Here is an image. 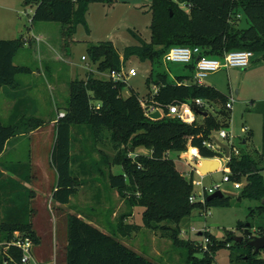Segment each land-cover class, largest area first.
Listing matches in <instances>:
<instances>
[{
  "label": "trees",
  "instance_id": "16d2710c",
  "mask_svg": "<svg viewBox=\"0 0 264 264\" xmlns=\"http://www.w3.org/2000/svg\"><path fill=\"white\" fill-rule=\"evenodd\" d=\"M115 1L26 0L25 5L34 6L33 25L58 23L67 27L63 35L72 37L80 24L89 29L87 16L92 3L111 5ZM150 9L152 35L149 42L133 31L139 43L124 47L123 52L111 41H100L91 43L87 53L98 71L109 73L120 72L123 63L132 55L152 59L156 67L147 81L157 86L158 91L150 93L146 99H141L133 90L124 96L125 79H101L92 72L85 79L70 81L64 114L55 123L56 135L50 160L57 173V181L52 191V202L70 205L81 187L96 180L106 181L132 209L144 208L142 226L127 224L126 218L130 214L120 215L115 232L122 236L131 235L143 226L159 232L186 251L184 264H215L214 252L234 241L231 264H264L261 254L264 248L255 252L254 247L244 240L236 241L233 231H228L224 241L217 240L208 231L202 232L208 238L204 245L181 237V223L195 209L228 206L231 194L224 193L221 198L205 199L204 202H191L196 170H188L185 162L174 159L170 154L179 155L194 146L202 157L222 156L221 151L210 149L204 141L228 127L231 108L226 106L229 98L222 91L192 82L196 57L191 63L184 64L187 73L175 74L173 78L167 70L158 68L164 54L177 45L197 46L202 56L213 58L242 49L264 58V0H152ZM243 22L247 26H242ZM33 41L31 33L14 39H0V92L3 87L19 88L18 76L33 71L30 66L15 64L18 52L28 44L32 45ZM198 98L203 101L202 105L195 104ZM142 100L146 102V108L162 106V117L154 119L147 116ZM182 102L192 105L198 117L196 122L189 124L169 115L168 105ZM43 122L40 117L25 113H19L11 124H5L0 117V156L10 139L39 127ZM107 141L114 155L104 153L95 158V153L100 152L99 144ZM77 144L80 145L79 151H75ZM140 147L149 153L131 155ZM240 147L238 155L232 152L227 165L231 171L230 178L243 184L237 192L239 198L259 202L250 215L260 217L264 214V165L261 164L264 161V142L260 159ZM111 166H120L122 171L115 173ZM31 168V161L0 163V195L7 189L10 199L0 208L5 209L4 219L0 221V264H25L21 262L22 251L19 248L12 245L5 249L3 244L16 239L15 232L31 237L34 245L41 242L32 220L35 211L29 208V200L37 192L26 187L28 182L32 183ZM22 190L27 194L24 195L25 200L17 202ZM100 190L96 193L97 203ZM13 193L17 198L11 197ZM96 214L84 209L76 210L75 206L66 213L65 240L58 245L56 264H161L100 229L93 222ZM239 227L243 229L246 224ZM251 227L256 235L264 236V221L256 225L250 223ZM198 251L203 253L202 257L196 255Z\"/></svg>",
  "mask_w": 264,
  "mask_h": 264
},
{
  "label": "rangeland",
  "instance_id": "374dc122",
  "mask_svg": "<svg viewBox=\"0 0 264 264\" xmlns=\"http://www.w3.org/2000/svg\"><path fill=\"white\" fill-rule=\"evenodd\" d=\"M25 1L0 0V39H14L22 35L27 36L32 31L38 32L39 37L33 41L32 45L28 44L18 52L15 64L27 65L36 71L35 74L31 72L19 75L18 80L21 83L19 88L33 94L35 104H33V110L28 111L33 116L43 119L44 122L39 127L32 128L14 138L9 143L6 153L0 158V163H29L30 161L32 163L30 171L32 183L28 182L26 187L33 189L35 185L39 191L29 200V208L35 211L32 216L34 228L37 233L39 231L43 236L44 242L34 245L33 257L28 264H38L41 261L42 257L37 255V252L47 256L55 239L57 245L63 244L66 232V213L71 211L73 206L76 210L84 209L87 212L97 213L93 218L97 224H94L149 259L161 262V264H184L186 251L159 232H154L144 226L128 236H122L119 232H115L118 218L125 213L130 214L126 218L127 224L142 226L144 208L135 207L132 209L117 190L107 185L106 181L100 182L99 185L101 188L99 203L96 199L98 191L95 186L81 187L70 205L64 206L52 202V191L57 181V173L50 160L56 135V125L53 120L64 114L69 97V83L76 78L85 79L86 72L90 69L94 70V74L98 78H110L108 71L102 73L91 63L87 53V48L91 43L111 41L120 52H123L124 47L139 43V39L133 31L149 42L152 35V12L150 9L152 0L140 4L133 1H131L133 3H129L125 0H116L111 5L104 4L106 9L94 15L91 21L92 25L88 24V30L83 24L78 25L73 35L75 40L70 43V46L65 45L60 24L39 22L33 25L31 17L34 6L25 5ZM130 4L132 5L130 6ZM83 56L85 60L82 58ZM68 57L70 60L67 62ZM89 63H91L90 68ZM155 67L156 65L150 58L142 59L137 55L130 56L123 63L122 69L124 72H128L129 69L134 68L137 71V76L126 80L124 96H128L130 90L138 94L141 99H146L150 93H154L155 85L149 84L147 78ZM183 67L182 63L167 64L164 59L160 60L158 64L159 70H167L171 76L187 73L188 70ZM49 83L54 88H49ZM202 84L219 89L228 98H235L233 107L230 109L231 118L226 130L230 132L231 140L237 147L241 146L240 149L243 148L244 151L260 159L264 142V58L256 53L250 66L223 68L204 78ZM8 101L9 97L5 92L0 95V116L5 124H11L9 122L13 120H10L12 113L7 108ZM244 140H247V143H244ZM79 148L80 145L77 144L75 151H79ZM99 148L100 152L95 153V158H99L100 154L106 153L113 156L115 153L108 141L99 144ZM147 153H149L147 149L140 147L131 155ZM170 155L183 162L182 154L172 153ZM261 164L264 165V161ZM218 166L220 167L221 163H218ZM191 168L188 163V170ZM110 169L115 173L122 171L120 166H111ZM216 169L217 166L212 170ZM224 175L223 170L203 178L196 175L195 178L197 180L202 178L203 183L207 186L221 184V190L226 194H231L230 205L209 207L207 208L208 214L204 209H195L192 215L181 223V237L184 239H191L204 245L207 237L202 232L208 231L217 240L224 241L228 237V231H233L234 236L243 234L245 228L240 229L241 223L256 225L258 222L264 221V214L255 218L250 215L251 210L256 209L259 202L249 198H239L238 189H235L231 182L223 181ZM195 189L200 191L199 186H196ZM7 192L5 189L4 193L0 195V208L7 204V200H10ZM20 193L21 196L17 202H23L24 195H27L23 190ZM13 196L17 198L16 193L11 195L12 198ZM0 210V221H2L5 209ZM250 230L252 234L256 235L253 227ZM234 245L235 242L232 241L228 245L219 247L214 252V263L231 264L230 255L234 251L232 247ZM261 254L264 256V251ZM196 255L202 257L203 253L198 251Z\"/></svg>",
  "mask_w": 264,
  "mask_h": 264
},
{
  "label": "built area",
  "instance_id": "2783aa9c",
  "mask_svg": "<svg viewBox=\"0 0 264 264\" xmlns=\"http://www.w3.org/2000/svg\"><path fill=\"white\" fill-rule=\"evenodd\" d=\"M201 49L197 46L191 47V46H182L177 45L171 47L163 56V59L166 63H182V64H189L191 63L194 58L196 57V65H195V71H194V81H196L199 84H202L203 79L209 76L212 73L218 72L219 70L223 68H231V67H241L246 68L251 65L255 53L251 50H235L227 52L223 57L220 58H213L209 56H202ZM85 58V57H84ZM137 76V71L134 68H131L128 70V72H124L123 69H121L120 72H112L110 73V77L114 79H121V80H127L129 77H135ZM158 91V87L155 86L154 93ZM235 102L234 97H230L229 101L227 102L226 106L228 108H232L233 104ZM142 104L145 107V114L147 116H150L155 111H160L163 115V107L162 106H156V105H150L146 108V102L142 100ZM196 105H202L203 101L201 99L195 100ZM169 115L175 116L180 118L186 123L192 124L196 122L198 119L195 111L193 110V107L188 102H182V103H173L168 105ZM63 114H61L62 116ZM214 137L218 138L219 140H227L228 142L222 141L230 146L231 149V155L232 152L235 154H239L240 150L237 147V145L234 144V141L231 140L232 136L230 132H228L226 129H221L217 132H215L211 139L205 140L204 145L209 147L212 150L215 151H221L222 156H215L212 158H217L221 161V168L220 170H223L225 172V175L223 177L224 182H231L233 184V187L235 189H241L243 184L239 181H232L230 178V169L228 168V162L230 158L225 157V151L219 147V145L215 142ZM182 154L185 162L188 163L186 156L189 157L192 161L200 163L203 158L200 156L199 149L194 146H190L189 149L185 152L180 153ZM185 154V156H184ZM197 172V171H196ZM198 173V172H197ZM199 174V173H198ZM200 175V174H199ZM200 177H204L203 175H200ZM194 180V185L200 187V191H196L191 195L190 201H205V199L212 193L216 192L217 190H221V184H215V185H205L203 183V180ZM206 214H208L207 210L205 211ZM16 239L3 243L5 245V249H8L10 246L14 245L17 248H19L22 251L21 256V262L28 264L32 257H33V246L34 241L29 236H21L19 232H15ZM208 241V238L206 242ZM50 264H56V262H52Z\"/></svg>",
  "mask_w": 264,
  "mask_h": 264
},
{
  "label": "crops",
  "instance_id": "0c3cea01",
  "mask_svg": "<svg viewBox=\"0 0 264 264\" xmlns=\"http://www.w3.org/2000/svg\"><path fill=\"white\" fill-rule=\"evenodd\" d=\"M117 1H120V0H117ZM125 1H127V2H129V3H133V2H138L139 4L140 3H144L145 1H149V0H125ZM131 1H133V2H131ZM132 4H130V6H131ZM106 9V6L104 5V3H100V2H95V3H92L91 5H90V8H89V12H88V16H87V20H88V24L91 26L92 25V23H91V21L93 20V18H94V15L96 14V13H98V12H103L104 10ZM109 12H110V10H109ZM242 26H247V23H245V22H243L242 23ZM67 27L66 26H62L61 25V28H60V31L62 32V35H63V32H64V30L66 29ZM31 34H32V36L34 37V40H36L38 37H39V34H38V32L37 33H34L33 31L31 32ZM63 37H64V41H65V45H68V46H70V43H72L75 39H74V37L72 36V37H70V36H64L63 35ZM66 55H67V53H66ZM68 56V55H67ZM82 58H84V56L82 57ZM67 60V62H68V60H70L69 59V57L66 59ZM84 60H85V58H84ZM253 62V61H252ZM92 63V62H91ZM91 63H89V68L91 67ZM95 65V64H94ZM96 66V68H97V65H95ZM90 72H92L93 74L95 73L94 72V70H92V69H90V71L89 70H87V72H86V77H87V75L90 73ZM36 73V71L35 70H33L32 71V74H35ZM102 73H104V72H102ZM51 75H52V73H51ZM95 75V74H94ZM53 76V75H52ZM110 77V76H109ZM172 78L174 77V75H172L171 76ZM130 78V77H129ZM128 78V79H129ZM192 82H194V80L192 81ZM203 83V82H202ZM21 84V83H20ZM21 86V85H20ZM49 88H54L53 87V85H51V83H49ZM7 88V89H6ZM23 88H17V89H8V87H3L2 89H1V92H0V95L1 94H3L4 92H5V94L9 97V101H8V103H7V108L8 109H10V111H11V115H10V120H12V122H9V123H14L15 122V120L17 119V117H18V115H19V113H25V114H27V116H33V114L32 113H29V111L28 110H33V104H35L34 102H35V98L32 96L33 94L30 92H25L24 90H22ZM1 117V116H0ZM2 118V117H1ZM2 120H3V118H2ZM57 122V119H54L53 120V123H56ZM14 138H16V137H14ZM14 138H12V139H10L9 140V142L7 143V145H6V148H5V150H4V152L1 154V156H0V158L6 153V151H7V147H8V145H9V143L14 139ZM247 143V142H246ZM183 162H185L184 160H183ZM186 164H187V168H188V163L187 162H185ZM216 166H218V164L216 165ZM197 173V172H196ZM5 174H8L7 172H5ZM11 175V174H10ZM197 175H199L198 173H197ZM210 175V174H209ZM200 176V175H199ZM206 176H208V175H206ZM205 176V177H206ZM99 185H100V181H98V180H96L93 184H89V185H85V186H95V188H96V190L98 191L99 190ZM33 189L37 192V194H38V191H39V189L37 188V187H35V185L33 186ZM101 189V188H100ZM72 199H73V197H72ZM71 202H72V200H71ZM94 222V221H93ZM95 223V222H94ZM97 224V223H96ZM38 234L40 235V237H41V243L40 244H43V242H44V240H43V236L40 234V232L38 231ZM54 242V241H53ZM56 242V243H55ZM55 242L53 243V246H52V248L49 250V252L47 253V256H44L43 254H39L38 252H37V255H39L40 257H42L41 258V261H39V263H38V261H36L38 264H40V263H45V264H50V263H52V262H56L57 261V248H58V245H57V241H56V239H55ZM55 247H56V250H55ZM44 256V257H43ZM36 260V259H35Z\"/></svg>",
  "mask_w": 264,
  "mask_h": 264
},
{
  "label": "water",
  "instance_id": "95a60500",
  "mask_svg": "<svg viewBox=\"0 0 264 264\" xmlns=\"http://www.w3.org/2000/svg\"><path fill=\"white\" fill-rule=\"evenodd\" d=\"M207 114V113H205ZM150 117L154 119H158L162 117V113L160 111H155L150 115ZM215 142L219 145L221 149L225 151V157L230 158L231 157V149L230 146L227 145L226 143L222 142L218 138L214 137ZM191 165L192 169L196 170L200 175L206 176L211 173H214L216 171H219L218 169L212 170L213 167H216L218 163H221V161L217 158H203L201 160V164H198L194 161H192L189 157H185ZM224 196V192L222 190H217L216 192L210 194L206 200H212L214 198H221ZM241 226L243 225L242 223L240 224ZM236 241H245L247 242L250 246L254 247L255 252H258L260 249L264 248V236H259V235H254L252 234L250 230V223L246 224V227L243 231V234L240 236H235Z\"/></svg>",
  "mask_w": 264,
  "mask_h": 264
},
{
  "label": "bare ground",
  "instance_id": "6f19581e",
  "mask_svg": "<svg viewBox=\"0 0 264 264\" xmlns=\"http://www.w3.org/2000/svg\"><path fill=\"white\" fill-rule=\"evenodd\" d=\"M221 168V166L219 167V166H217V169L219 170Z\"/></svg>",
  "mask_w": 264,
  "mask_h": 264
}]
</instances>
